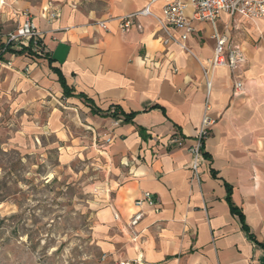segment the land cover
Masks as SVG:
<instances>
[{"label":"crops","instance_id":"0c3cea01","mask_svg":"<svg viewBox=\"0 0 264 264\" xmlns=\"http://www.w3.org/2000/svg\"><path fill=\"white\" fill-rule=\"evenodd\" d=\"M163 5L152 6L154 15ZM144 7V0H44L39 8L27 1L12 8L19 12L18 24L23 13L32 16L49 59L13 57L18 63L25 55L38 60L31 77L46 78L63 97L57 70L72 95L63 99L81 126L75 136L59 111L46 124L61 160L95 149L110 161L106 190L93 211L94 240L116 264L136 259L141 264H264V248L248 240L226 202L229 186L232 203L264 246V18L221 14L213 26L192 21L184 50L165 43L150 17H133L124 29L123 19ZM46 8L58 17L41 18ZM170 34L178 40L182 30ZM215 36L225 40V54L233 52L238 63L234 69L214 68L206 95L202 66L213 56ZM207 100L214 124L204 141L197 182L186 147ZM106 137L112 140L102 151ZM145 192L156 199L158 211L134 206ZM138 211L143 217L132 240L128 223Z\"/></svg>","mask_w":264,"mask_h":264},{"label":"rangeland","instance_id":"374dc122","mask_svg":"<svg viewBox=\"0 0 264 264\" xmlns=\"http://www.w3.org/2000/svg\"><path fill=\"white\" fill-rule=\"evenodd\" d=\"M4 1L1 41L21 21L12 9L16 2L39 8L44 0ZM23 58L18 63L6 55L10 66L0 61V264H116L104 256L92 231L110 161L95 149L61 160L46 124L59 111L72 138L81 127L76 112L46 78L31 77L40 62ZM107 145L104 139L99 148Z\"/></svg>","mask_w":264,"mask_h":264},{"label":"built area","instance_id":"2783aa9c","mask_svg":"<svg viewBox=\"0 0 264 264\" xmlns=\"http://www.w3.org/2000/svg\"><path fill=\"white\" fill-rule=\"evenodd\" d=\"M145 7L123 19L124 29H129L131 26V19L136 16L150 17L158 25V29L164 33L165 40L178 44L182 49L186 50L185 41L188 35L193 31L192 21L206 22L212 26L221 14H226L230 17L239 16L244 19H259L264 18V0H144ZM164 1V5L161 8L159 16L154 15L152 6L159 2ZM190 12V16L186 15V12ZM41 18L47 22H51L58 17L57 11L46 8L40 12ZM102 29H106L104 23H99ZM179 29L182 30V34L178 40H175L170 30ZM215 48L213 56L206 61V66H202V75L206 80V95H209L210 91V75L214 68L225 67L234 69L238 63L236 55L230 52L225 54V40L222 37L215 36ZM4 46H9L13 50H20L26 48L28 53L34 58H47L48 51L42 42L41 34L38 31L36 23L29 13H23V21L17 25V27L7 33L4 39L1 41ZM4 50V49H3ZM8 54V53H7ZM6 55V54H5ZM13 58L14 54H9ZM4 66H10L11 62L2 61ZM242 88L241 82L234 84V90L239 91ZM210 110V104L208 100L204 105V114L201 120L200 127L193 137L191 143L186 147V151L190 155V162L188 169L192 174V179L195 181L200 180L199 169L205 161L203 156L202 145L209 135L211 127L214 121L209 117L208 112ZM111 137H106L105 142L110 143ZM180 146L181 143H178ZM147 205L158 211L156 199L149 192H145L141 199L134 201L135 207ZM143 213L138 211L131 217L128 228L132 233V240L136 239V233L134 231L135 226L142 219ZM117 264H141L139 259L134 262L122 261Z\"/></svg>","mask_w":264,"mask_h":264},{"label":"trees","instance_id":"16d2710c","mask_svg":"<svg viewBox=\"0 0 264 264\" xmlns=\"http://www.w3.org/2000/svg\"><path fill=\"white\" fill-rule=\"evenodd\" d=\"M7 53L8 54H14L15 56H19V55H23V54H30V53H28V50L26 48H21L20 50H13L9 46H4L0 40V60L4 61V56ZM45 59L48 60L49 55ZM53 71L55 73H57V75H58V81L62 87L63 97L68 98V97L72 96L70 93V90L67 88L65 81H64L63 77L61 76V74L55 69H53ZM80 97H81V95H80ZM86 102L89 103L90 101L87 100ZM202 149H203V156L206 157V154L204 153V145H202ZM226 191H227L226 202H227V205L230 209V212L232 215H235L238 217L240 224H241V228L246 233L248 240L251 241L252 243L257 244L258 246H261L262 248H264L263 245L258 244L255 241L253 235L249 231V228L245 224V220H244V217L242 215V212L236 206H234V204L232 203V201L230 199L231 189L229 186H226Z\"/></svg>","mask_w":264,"mask_h":264}]
</instances>
